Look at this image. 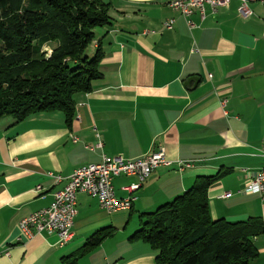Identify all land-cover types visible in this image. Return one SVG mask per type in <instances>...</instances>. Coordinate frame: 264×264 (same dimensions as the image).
Segmentation results:
<instances>
[{
    "label": "crops",
    "instance_id": "0c3cea01",
    "mask_svg": "<svg viewBox=\"0 0 264 264\" xmlns=\"http://www.w3.org/2000/svg\"><path fill=\"white\" fill-rule=\"evenodd\" d=\"M105 1L111 22L95 29L102 76L89 92L74 95L71 124L60 110L35 112L18 123L0 119V264H61L63 255L103 227L112 234L79 264H159L149 243L129 240L141 226L140 214L219 170L229 172L208 190L212 218L264 221L261 196L239 192L264 168V0L250 2L249 16L232 0L189 18L171 0ZM170 20L172 28L165 26ZM97 133L104 145L91 151L85 144L95 143ZM159 147L171 160H200L184 170L176 164L156 168L133 191L137 198L128 210L109 213L96 197L79 193L74 236L65 245L56 232L23 233L20 221L47 207L64 185L47 171L68 175L104 153L135 159ZM137 182L136 176L115 177L118 196L129 195L123 187ZM38 184L43 191L35 190ZM253 242L259 255L250 264H264V234Z\"/></svg>",
    "mask_w": 264,
    "mask_h": 264
},
{
    "label": "trees",
    "instance_id": "16d2710c",
    "mask_svg": "<svg viewBox=\"0 0 264 264\" xmlns=\"http://www.w3.org/2000/svg\"><path fill=\"white\" fill-rule=\"evenodd\" d=\"M110 7L105 0H0V119L18 123L35 112L60 110L71 124L74 95L89 92L102 76L95 29L111 22ZM44 43L51 53L42 50ZM228 172L200 175L172 200L141 213L129 240L149 243L159 264H250L259 255L253 239L264 234V221L210 213L208 190ZM111 234L110 227L96 230L61 264H79Z\"/></svg>",
    "mask_w": 264,
    "mask_h": 264
},
{
    "label": "built area",
    "instance_id": "2783aa9c",
    "mask_svg": "<svg viewBox=\"0 0 264 264\" xmlns=\"http://www.w3.org/2000/svg\"><path fill=\"white\" fill-rule=\"evenodd\" d=\"M232 0H171L170 6L179 11L183 16L189 18L195 11H199L205 17L206 8L210 6L212 12L218 8L228 5ZM253 0H239V12L243 16L252 14L250 2ZM191 27L194 23L188 20ZM173 20L167 21L165 26L172 28ZM221 105L228 113L226 106L228 98L223 97ZM95 143H86L85 147L91 151L102 148L104 145L99 133ZM73 140L78 141V137ZM261 155L264 156V147ZM200 159L171 160L167 157L165 149L159 147L135 159H126L122 156L102 155V160L89 163L75 168L70 174L63 175L55 171H47V175L56 183L64 182L57 190L51 203L47 207L40 208L20 221L25 235L33 237L44 232H56L61 245L67 244L74 236L75 219L78 213L77 199L79 193H88L98 199L100 206L107 212L112 213L120 210L131 209L136 196L133 191L137 190L152 172L160 166H172L176 164L179 170L191 167ZM120 175L136 176L137 183L123 187L129 195L119 197L114 184V178ZM38 192L43 191V186L35 187ZM241 193H258L264 200V168H259L244 186L239 189ZM232 193L226 192L223 196L229 197Z\"/></svg>",
    "mask_w": 264,
    "mask_h": 264
},
{
    "label": "rangeland",
    "instance_id": "374dc122",
    "mask_svg": "<svg viewBox=\"0 0 264 264\" xmlns=\"http://www.w3.org/2000/svg\"><path fill=\"white\" fill-rule=\"evenodd\" d=\"M42 50L43 51H46V53L47 54H49V53H51V51H52V46L51 45H49L48 43H44L43 45H42ZM33 213V212H32ZM127 220V219H126ZM125 220V221H126ZM21 226V225H20ZM22 229V228H21ZM23 231V230H22ZM24 233V232H23Z\"/></svg>",
    "mask_w": 264,
    "mask_h": 264
}]
</instances>
